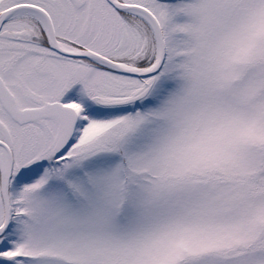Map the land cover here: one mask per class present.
Returning a JSON list of instances; mask_svg holds the SVG:
<instances>
[{"label": "snow or ice", "instance_id": "snow-or-ice-1", "mask_svg": "<svg viewBox=\"0 0 264 264\" xmlns=\"http://www.w3.org/2000/svg\"><path fill=\"white\" fill-rule=\"evenodd\" d=\"M0 264H264V0H0Z\"/></svg>", "mask_w": 264, "mask_h": 264}]
</instances>
